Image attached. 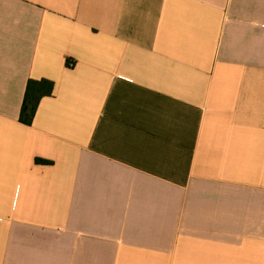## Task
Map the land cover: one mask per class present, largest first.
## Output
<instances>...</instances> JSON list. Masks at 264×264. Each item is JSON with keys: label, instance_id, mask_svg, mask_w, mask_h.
<instances>
[{"label": "crops", "instance_id": "0c3cea01", "mask_svg": "<svg viewBox=\"0 0 264 264\" xmlns=\"http://www.w3.org/2000/svg\"><path fill=\"white\" fill-rule=\"evenodd\" d=\"M0 264H264V0H0Z\"/></svg>", "mask_w": 264, "mask_h": 264}, {"label": "trees", "instance_id": "16d2710c", "mask_svg": "<svg viewBox=\"0 0 264 264\" xmlns=\"http://www.w3.org/2000/svg\"><path fill=\"white\" fill-rule=\"evenodd\" d=\"M69 66H73L72 61H68ZM54 91V83L49 80H30L27 86L25 98L23 101L20 121L21 123L31 126L36 116L39 104L45 97L52 96ZM38 163H46L47 161L37 159Z\"/></svg>", "mask_w": 264, "mask_h": 264}]
</instances>
